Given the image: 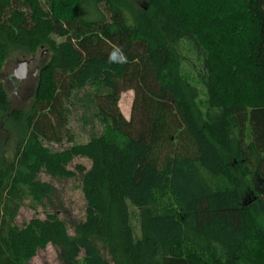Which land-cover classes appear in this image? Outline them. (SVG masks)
Masks as SVG:
<instances>
[{
  "label": "trees",
  "instance_id": "trees-1",
  "mask_svg": "<svg viewBox=\"0 0 264 264\" xmlns=\"http://www.w3.org/2000/svg\"><path fill=\"white\" fill-rule=\"evenodd\" d=\"M184 41L203 55V94ZM40 52L28 112L0 82V115L25 130L13 159L0 143V264L49 245L62 264H264V0H0V73ZM73 108L102 129L53 151L74 141ZM77 158L91 168L69 169ZM42 173L79 176L85 220L16 224L55 196Z\"/></svg>",
  "mask_w": 264,
  "mask_h": 264
},
{
  "label": "rangeland",
  "instance_id": "rangeland-1",
  "mask_svg": "<svg viewBox=\"0 0 264 264\" xmlns=\"http://www.w3.org/2000/svg\"><path fill=\"white\" fill-rule=\"evenodd\" d=\"M179 51L186 59L183 63V71L190 79L195 82V85L200 90L205 92L204 86L199 80V74L202 69L203 55L199 53L192 42L184 41L179 46ZM45 54L40 52L39 55L32 60V57H27L21 54L12 56L5 63L3 70L0 73V82H2L8 90L10 95L11 110L28 112L32 106L34 99V91L37 84L36 72L44 59ZM28 61L29 73L28 77L19 81L14 78V71L20 63ZM134 93L127 92L122 95L119 103L121 112L124 117L129 120L131 116V108L133 104ZM71 115L68 129L73 134L74 141L69 142L65 137L61 144L55 142H45L53 151H61L72 146L73 143L85 144L89 141L94 132H99L102 128L100 125H84L80 117L82 112L80 109H74ZM25 130L21 126L7 121L0 115V143L8 158L13 159L16 146L23 138ZM82 165L87 169L91 168V162L85 158H77L70 165L69 169L74 170L76 166ZM40 180L52 184L55 187L56 193L46 206L36 207L27 200L23 207L20 209L19 215L16 218V224L23 227L28 224L32 219L38 218L45 220L51 213H58L60 218L66 221L69 226L73 222H80L85 220L86 202L84 199L82 184L79 176L71 180L54 179L46 173L40 175ZM135 212V211H134ZM132 224L134 226L136 235L140 236L139 219L137 213H133ZM261 230L264 231V218L259 219ZM69 233L74 234L73 230L69 228ZM84 253L81 254V257ZM30 264H62L59 259V251L56 247L49 245L46 249L40 250L37 256L30 262Z\"/></svg>",
  "mask_w": 264,
  "mask_h": 264
},
{
  "label": "water",
  "instance_id": "water-1",
  "mask_svg": "<svg viewBox=\"0 0 264 264\" xmlns=\"http://www.w3.org/2000/svg\"><path fill=\"white\" fill-rule=\"evenodd\" d=\"M29 65H30V62L28 61H24L20 63L19 66L14 71V75H13L14 78L19 81L25 80L28 77Z\"/></svg>",
  "mask_w": 264,
  "mask_h": 264
},
{
  "label": "clouds",
  "instance_id": "clouds-1",
  "mask_svg": "<svg viewBox=\"0 0 264 264\" xmlns=\"http://www.w3.org/2000/svg\"><path fill=\"white\" fill-rule=\"evenodd\" d=\"M111 59V58H110Z\"/></svg>",
  "mask_w": 264,
  "mask_h": 264
},
{
  "label": "crops",
  "instance_id": "crops-1",
  "mask_svg": "<svg viewBox=\"0 0 264 264\" xmlns=\"http://www.w3.org/2000/svg\"><path fill=\"white\" fill-rule=\"evenodd\" d=\"M132 92V91H131Z\"/></svg>",
  "mask_w": 264,
  "mask_h": 264
}]
</instances>
